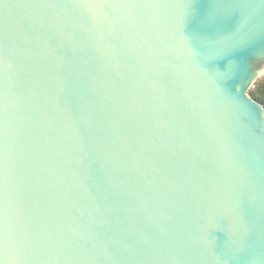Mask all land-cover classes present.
<instances>
[{"label": "water", "instance_id": "1", "mask_svg": "<svg viewBox=\"0 0 264 264\" xmlns=\"http://www.w3.org/2000/svg\"><path fill=\"white\" fill-rule=\"evenodd\" d=\"M175 2H0L3 264H264V5L209 59Z\"/></svg>", "mask_w": 264, "mask_h": 264}, {"label": "snow or ice", "instance_id": "2", "mask_svg": "<svg viewBox=\"0 0 264 264\" xmlns=\"http://www.w3.org/2000/svg\"><path fill=\"white\" fill-rule=\"evenodd\" d=\"M254 2L255 0H176L171 6L180 9L178 35L188 56L211 59L220 54L225 47V40L220 36L221 28L226 24H246L248 14L245 12L252 9ZM260 2L264 5V0ZM197 37L202 38V42L198 43ZM0 264H3L2 259Z\"/></svg>", "mask_w": 264, "mask_h": 264}, {"label": "trees", "instance_id": "3", "mask_svg": "<svg viewBox=\"0 0 264 264\" xmlns=\"http://www.w3.org/2000/svg\"><path fill=\"white\" fill-rule=\"evenodd\" d=\"M263 84V81H257L253 89L250 91V95L264 106V89L261 88Z\"/></svg>", "mask_w": 264, "mask_h": 264}, {"label": "rangeland", "instance_id": "4", "mask_svg": "<svg viewBox=\"0 0 264 264\" xmlns=\"http://www.w3.org/2000/svg\"><path fill=\"white\" fill-rule=\"evenodd\" d=\"M259 80H261V81H263L264 82V77H262V78H260V79H258L257 81H259ZM256 81V82H257ZM255 82V83H256ZM255 85V84H254ZM254 85H253V87H254ZM253 87L250 89V91L253 89ZM261 88H263L264 89V84L261 86ZM250 91H249V93H250Z\"/></svg>", "mask_w": 264, "mask_h": 264}]
</instances>
